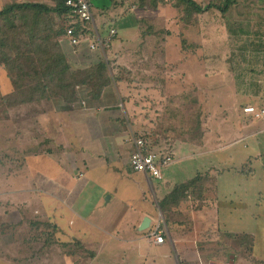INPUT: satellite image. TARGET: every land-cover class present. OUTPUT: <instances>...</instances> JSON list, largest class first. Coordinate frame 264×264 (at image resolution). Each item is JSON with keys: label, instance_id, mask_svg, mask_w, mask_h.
<instances>
[{"label": "crops", "instance_id": "1", "mask_svg": "<svg viewBox=\"0 0 264 264\" xmlns=\"http://www.w3.org/2000/svg\"><path fill=\"white\" fill-rule=\"evenodd\" d=\"M127 1L92 0L98 32L97 23L108 29V19V25H118V29L110 27L117 29L112 44L99 53L110 64L113 79L99 98L89 97L90 89L85 87L84 96L73 103L58 98L6 111V122L12 121L6 126L15 129L13 119L21 114L17 120L22 135H0V154L8 160L4 167L0 162V206L5 203L11 210L20 204L21 210L32 214L34 224L52 228L55 245L67 253L68 264H264V212L256 210L262 201L241 212L235 208L222 223L216 184L227 160L224 171L239 184L256 172L249 166L253 157L264 164V136L257 135L264 127L256 129L254 123L264 122V114L256 117L245 112L248 106L263 109L264 104H253L252 95L244 94L247 87L240 89L243 94L229 102L228 123L208 135L198 97L204 91V82H199L202 72L198 73L197 65L191 77L184 74L189 60L186 48L174 54L170 35L158 36L154 29L158 14L151 13L166 4L153 9L140 6V0H132L130 6ZM171 7L178 10L172 3ZM128 12L132 16L124 21ZM180 17L190 24L183 14ZM109 29L99 34L107 35ZM120 30L132 35V67L122 61L126 54L116 49L130 41V37L119 39ZM61 43L72 51L67 37ZM174 65L179 71L171 70ZM237 83L234 87H241ZM11 89L10 85L2 92ZM188 92H196V97ZM175 96L180 100L177 107ZM188 99L194 108L183 116L181 108ZM188 110L200 114L202 135H193L194 140L183 135L182 127L178 134L170 123L179 114V123L185 125ZM159 118L176 135H156ZM30 128L36 129V135H25ZM141 137L150 150L179 155L169 167L193 159V172L186 174L184 166L156 179L133 171L130 157L135 139ZM198 177L202 191L190 187L183 198L174 200L177 188ZM145 219L149 223L143 228ZM158 225L165 233L161 244L150 238Z\"/></svg>", "mask_w": 264, "mask_h": 264}, {"label": "rangeland", "instance_id": "2", "mask_svg": "<svg viewBox=\"0 0 264 264\" xmlns=\"http://www.w3.org/2000/svg\"><path fill=\"white\" fill-rule=\"evenodd\" d=\"M196 1L202 5H207L216 0ZM3 3L4 0H0V6ZM127 5H132V0L127 1ZM93 10L96 12L95 8ZM132 13H126L124 21H127ZM151 14H158L156 22L153 24L158 36L170 35L169 40L173 45V53L175 54L177 50L185 47L186 52L190 55H188V68L184 74L187 73L191 77L197 65L198 73L202 72L203 74V79L199 82H204V91L199 92L198 97L203 113V129L208 135L213 134L214 127L217 132H220V127L222 129V126L228 123L230 120L229 107L232 103L229 104V102L235 99V95H241L243 94L241 92L247 91L244 94L252 95L253 104H264V0H237V4L228 13L223 14L217 9H211L195 15L190 24H185L183 19V22L180 21V15L183 12L171 7V2H168L158 12ZM114 17L116 18V16ZM110 21L109 19L106 20L107 28L115 26L118 29V25H108ZM97 24L100 33L104 34L105 30H108L103 28L100 23ZM164 30L169 32L166 33ZM118 36L119 39L130 37L129 42L125 45L119 43L116 45V49H120L119 53L122 55L126 54L122 61L126 63L128 61L132 67L134 48L131 32L120 30ZM178 58L180 59L179 52L174 57L177 59L176 63H178ZM176 67L174 65L171 70H178ZM180 68L181 66H179ZM173 79L174 82H177L176 78ZM234 82L242 83L241 87L238 88V85L234 87ZM10 85L7 76H5V70L0 67V93L3 94L7 89L9 90ZM244 87L247 88L243 91L240 90ZM231 91L232 97L230 98ZM188 94L196 97V92H188ZM179 103L180 100L176 97L173 105L177 107ZM193 106L192 101L188 99L187 104L181 108L183 116H185L184 111L194 108ZM6 111L7 109L0 102V135H22L20 122L17 120V118L20 119L21 114L13 119V123L16 125L15 129V127L6 126V123L12 122H6L5 117L8 118ZM214 115L215 117H213ZM214 118L217 125H214ZM180 119L178 114L170 122L178 134L179 128L185 126L179 123ZM220 121L221 123L218 124ZM254 123L256 129L264 127L263 121ZM166 125L165 120L160 119L159 122H156L154 125L156 135H176V132L171 129L167 131ZM35 131L36 129L30 128L25 135H36ZM257 135L262 138L264 132H259ZM165 143L170 144L171 142ZM174 157L178 159L179 155ZM7 161L4 154H0V162H2L3 167ZM261 161L259 158H252V164L249 166L255 167L256 172L248 175L247 182L243 181L240 184L233 181L234 175L229 176V173L224 171L226 167H229L228 160L226 166L221 168L223 176L216 184H218L217 210L222 223L227 222V215L230 211H235V208L238 212L244 211L246 207L248 209L254 208L255 202L260 203L262 201L256 210L264 212V178H261L264 173L262 169L264 164L260 163ZM195 163L193 159L181 162L164 168L163 173L166 175L168 171L180 170V167L184 166L187 167L185 169V171L187 170L186 174L192 173ZM2 201H4L3 198ZM7 206L9 207V205ZM7 206L5 203L0 206V264H68L67 253L55 245L56 237L52 228L48 225L40 224L37 226L36 223L34 224L32 214L24 209L21 210L20 204L15 205L11 210L6 208ZM9 210L12 214L8 218L13 222L5 223L3 221L8 220Z\"/></svg>", "mask_w": 264, "mask_h": 264}, {"label": "trees", "instance_id": "3", "mask_svg": "<svg viewBox=\"0 0 264 264\" xmlns=\"http://www.w3.org/2000/svg\"><path fill=\"white\" fill-rule=\"evenodd\" d=\"M66 1L4 0L0 6V67L12 86L7 94L0 93L1 105L7 110L58 98L73 103L84 96L85 87L90 89L89 97L99 98L112 83L110 64L99 53L87 48L74 53L61 43L70 26L77 30L81 26ZM140 1V6L153 9L171 2L188 22L211 9L226 14L237 4V0H216L207 5L196 0ZM186 114L183 135L194 140L193 135H202L200 114L193 110ZM200 180L195 178L177 188L174 200L183 198L190 187L201 190Z\"/></svg>", "mask_w": 264, "mask_h": 264}, {"label": "built area", "instance_id": "4", "mask_svg": "<svg viewBox=\"0 0 264 264\" xmlns=\"http://www.w3.org/2000/svg\"><path fill=\"white\" fill-rule=\"evenodd\" d=\"M66 4L71 7L72 14L75 15L80 23L77 30L74 26L67 29L66 37L72 46L73 52L82 51L83 46L92 53H102L108 48L115 36L117 29L112 27L107 35L101 36L95 26V14L93 11L92 0H67ZM245 112L251 113L256 117L264 114L263 109H257L253 106L245 108ZM175 162L171 151H154L150 150L148 142L143 138L135 139V148L130 157V166L133 171L143 172L153 178L161 179L163 169L169 167ZM164 230L158 225L151 233L150 238L156 244L165 241ZM219 264V263H208Z\"/></svg>", "mask_w": 264, "mask_h": 264}, {"label": "water", "instance_id": "5", "mask_svg": "<svg viewBox=\"0 0 264 264\" xmlns=\"http://www.w3.org/2000/svg\"><path fill=\"white\" fill-rule=\"evenodd\" d=\"M148 223H149V219H145V221H144L142 227H143V228H146V227L148 226Z\"/></svg>", "mask_w": 264, "mask_h": 264}]
</instances>
